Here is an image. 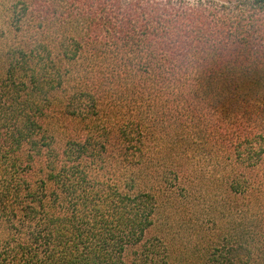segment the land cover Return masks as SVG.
<instances>
[{
	"label": "trees",
	"instance_id": "16d2710c",
	"mask_svg": "<svg viewBox=\"0 0 264 264\" xmlns=\"http://www.w3.org/2000/svg\"><path fill=\"white\" fill-rule=\"evenodd\" d=\"M0 264H264V0H0Z\"/></svg>",
	"mask_w": 264,
	"mask_h": 264
},
{
	"label": "rangeland",
	"instance_id": "374dc122",
	"mask_svg": "<svg viewBox=\"0 0 264 264\" xmlns=\"http://www.w3.org/2000/svg\"><path fill=\"white\" fill-rule=\"evenodd\" d=\"M206 2L208 1H214L218 4H225V5H236L238 3L247 2L248 0H204Z\"/></svg>",
	"mask_w": 264,
	"mask_h": 264
}]
</instances>
